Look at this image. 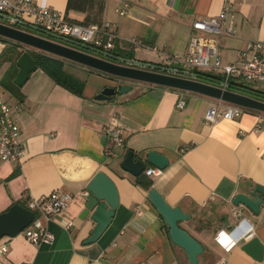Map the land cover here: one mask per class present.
<instances>
[{
	"label": "crops",
	"instance_id": "1",
	"mask_svg": "<svg viewBox=\"0 0 264 264\" xmlns=\"http://www.w3.org/2000/svg\"><path fill=\"white\" fill-rule=\"evenodd\" d=\"M34 1H44L75 23L112 22L118 36L115 49L122 58L159 66L167 64L154 48L186 55L192 24L218 16L225 5L224 0H130L129 12L121 16L117 10L122 0ZM233 4L235 35L216 37L223 64L234 63L238 52H251V43L264 38V0ZM135 39L144 47L135 48ZM0 45L1 55L6 44ZM9 66L0 64L2 77ZM64 69L85 84L82 96L41 69L13 93L0 86L9 103L22 105L16 120L24 151L16 163L0 162V214L52 192L73 198L57 218L46 222L55 236L52 246L32 244L22 235L8 238L3 243L9 252L0 264H190L149 200L151 190L136 185V177L121 169L130 151L136 160L151 151L169 160L161 175L150 178L152 189L191 216L180 226L203 245L199 264H264V209L255 215L232 203L237 194L264 187V113L248 109L238 119L207 125L205 115L215 99L147 83H132L136 90L102 102L96 96L115 85L111 77L71 63ZM181 93L186 101L182 109ZM110 130L121 132L122 147H116ZM98 172L113 179L120 204L102 237L86 245L95 225L83 222L80 215L86 187ZM242 219L246 228L234 232L231 248L220 246L217 234L230 233ZM62 222L72 226L66 229Z\"/></svg>",
	"mask_w": 264,
	"mask_h": 264
},
{
	"label": "built area",
	"instance_id": "2",
	"mask_svg": "<svg viewBox=\"0 0 264 264\" xmlns=\"http://www.w3.org/2000/svg\"><path fill=\"white\" fill-rule=\"evenodd\" d=\"M224 2L223 10L218 16L207 20L198 19L192 24L193 36L190 39L186 55L175 56L160 52L155 48L153 50L160 53L167 67L173 68V65L182 64L189 68L188 75L190 78L194 75L192 72L195 70L205 71L223 76V83L219 87L227 88L229 80L236 78L249 86L264 90V38L251 43V52H238L234 63H222L216 37L232 36L236 33L233 0H224ZM131 6L130 0H122V5L117 12L124 16L129 12ZM0 15L4 16V18H0L4 20L0 23L6 26L21 30H23L21 27L25 26L30 29L35 27L45 33L76 41L102 53L115 50V43L118 38L116 26L112 22L75 23L68 20L63 13L50 9L44 1L35 3L34 0H0ZM132 42L135 48L144 47L139 40L135 39ZM2 79L3 77L0 75V86ZM185 104L184 94L181 93L178 107L182 109ZM21 110L22 105L9 103L4 92L0 89V162L16 163L23 155V147L19 142L21 129L16 120V114ZM246 110L248 109L215 100L205 115V123L214 125L221 120H235L240 118ZM258 130L259 125L257 124L256 131ZM109 133L116 147L124 145L125 139L121 132L110 130ZM162 172L156 167H149L144 171V174L148 178H153L161 175ZM72 199L69 194L52 192L39 199L30 200L27 206L35 213V218L21 235L32 244L52 246L55 242V236L49 231L46 222L57 218L69 206ZM234 214L238 218L241 217V213L238 211ZM61 224L66 229L72 226L70 222H62ZM246 225V220L242 219L230 233L219 232L215 238L216 242L229 250L234 244V232L245 230ZM226 241H231L230 245H226ZM8 252L7 243L0 245V259L5 257Z\"/></svg>",
	"mask_w": 264,
	"mask_h": 264
},
{
	"label": "water",
	"instance_id": "3",
	"mask_svg": "<svg viewBox=\"0 0 264 264\" xmlns=\"http://www.w3.org/2000/svg\"><path fill=\"white\" fill-rule=\"evenodd\" d=\"M0 18H4V16L0 15ZM31 29L44 33L55 40L12 28L2 23H0V38L21 44L27 49L47 53L108 75L115 85L107 86L101 90L96 96V100L107 102L116 95H123L131 91L133 89L132 83H147L200 94L264 113L263 101L233 92L229 90V85L226 86L227 88L210 85L199 81L196 75H192L190 78L187 73L180 70L97 52L76 41L45 33L35 27ZM56 40L70 43L79 48L65 45ZM88 51L95 52L99 56ZM17 67L19 72L14 79V83L18 87H23L29 80L30 75L37 70V65L28 50L17 60ZM123 82L127 85L122 84ZM148 164L163 171L168 167L169 160L157 151H151L146 154V158L136 160L135 153L130 151L123 159L121 169L137 178L144 173ZM86 190L80 219L83 222H91L95 225L91 236L85 241V244L89 245L97 242L111 225L119 208L120 195L117 185L105 172H98L89 182ZM149 200L164 219L172 242L186 252L190 264H199V257L205 249L197 239L180 226V222L190 220L191 216L181 208L169 205L155 189L149 192ZM232 203L236 207L243 206L251 213L260 215L264 209V187L258 185L248 193L237 194ZM34 218L35 213L32 210L20 204H14L8 211L0 214V240L5 237L9 239L17 238L30 226Z\"/></svg>",
	"mask_w": 264,
	"mask_h": 264
},
{
	"label": "trees",
	"instance_id": "4",
	"mask_svg": "<svg viewBox=\"0 0 264 264\" xmlns=\"http://www.w3.org/2000/svg\"><path fill=\"white\" fill-rule=\"evenodd\" d=\"M3 41L6 44V46L0 55V64L10 63L8 70L5 72L3 76L2 84H1L6 91L13 93L14 90L20 89V87H18L14 83L15 75L18 72L17 60L25 51L28 50L37 65V69H41L42 71H44L58 85L70 91L71 93L78 96L83 95V89L85 84L75 76L67 73L64 69L65 65L69 61L60 59L58 57L34 49H27V47L21 44L6 39H4ZM109 53L119 57L122 56L120 53L116 51V49ZM181 70L183 69H180V71ZM192 74L196 75L199 81L214 86H220L223 83V79H224L223 76L219 74H214L205 71L195 70L192 72ZM228 83H229V90L247 95L249 97L264 102V90H260L258 88L249 86L243 83L242 81L237 80L236 78L230 79ZM136 185L148 191V190H152L153 181L143 173L140 177L136 178ZM19 204L25 208H28V206L23 202H20ZM166 228H167L166 229L167 232H169L168 227Z\"/></svg>",
	"mask_w": 264,
	"mask_h": 264
},
{
	"label": "rangeland",
	"instance_id": "5",
	"mask_svg": "<svg viewBox=\"0 0 264 264\" xmlns=\"http://www.w3.org/2000/svg\"><path fill=\"white\" fill-rule=\"evenodd\" d=\"M0 21H4L3 19H0ZM23 30H25V31H27V32H30V33H33V34H38V35H40V36H43V37H46V38H51V37H49V36H47L46 34H44V33H40V32H37V31H34V30H32V29H30V28H27V27H21ZM51 39H53V38H51ZM4 39L3 38H0V42H2ZM53 40H55V39H53ZM56 41H58V42H60V43H63V44H65V45H69V46H73V47H76V46H74V45H72V44H70V43H65V42H63V41H60V40H56ZM1 46V45H0ZM76 48H79V47H76ZM81 49V48H80ZM88 52H90V53H92V54H94V55H97V56H99V54H97V53H95V52H91V51H88ZM146 61H147V59H146ZM68 63H71V64H73V65H75V66H78V68H82V69H85V70H88L89 68H87V67H85V66H82V65H80V64H77V63H74V62H68ZM2 65V64H1ZM162 67H167V65H165V66H162ZM168 68H171V67H168ZM171 69H177V70H179V69H183V70H181L182 72H185V73H189L190 72V70H189V68H187V67H184L182 64H176V65H173V68H171ZM90 70V69H89ZM189 70V71H188ZM67 71H70L69 69H67ZM137 84V83H136ZM137 85H141V84H137ZM137 85H135L133 88H134V90H136L137 89ZM132 92H134V91H132ZM117 96V95H116ZM121 95H119V97H120ZM189 233V232H188ZM190 234V233H189ZM209 235H212L211 233H209ZM194 237V236H193ZM195 238V237H194ZM8 238L7 237H5V238H3L2 240H0V244H2L5 240H7ZM196 239V238H195Z\"/></svg>",
	"mask_w": 264,
	"mask_h": 264
}]
</instances>
